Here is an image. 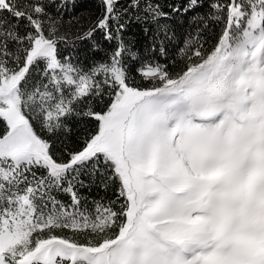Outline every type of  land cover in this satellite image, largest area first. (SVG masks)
Wrapping results in <instances>:
<instances>
[{
	"label": "snow or ice",
	"instance_id": "6c2138e0",
	"mask_svg": "<svg viewBox=\"0 0 264 264\" xmlns=\"http://www.w3.org/2000/svg\"><path fill=\"white\" fill-rule=\"evenodd\" d=\"M0 264H264V0H0Z\"/></svg>",
	"mask_w": 264,
	"mask_h": 264
},
{
	"label": "trees",
	"instance_id": "16d2710c",
	"mask_svg": "<svg viewBox=\"0 0 264 264\" xmlns=\"http://www.w3.org/2000/svg\"><path fill=\"white\" fill-rule=\"evenodd\" d=\"M93 2V0H88V3H92Z\"/></svg>",
	"mask_w": 264,
	"mask_h": 264
}]
</instances>
